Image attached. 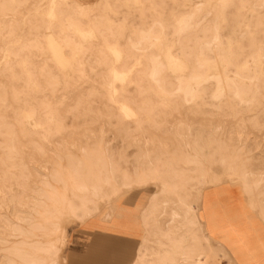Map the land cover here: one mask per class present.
<instances>
[{
    "label": "rangeland",
    "instance_id": "rangeland-1",
    "mask_svg": "<svg viewBox=\"0 0 264 264\" xmlns=\"http://www.w3.org/2000/svg\"><path fill=\"white\" fill-rule=\"evenodd\" d=\"M221 183L264 220V0H0V264H65L144 192L132 264H233L196 213Z\"/></svg>",
    "mask_w": 264,
    "mask_h": 264
},
{
    "label": "crops",
    "instance_id": "crops-1",
    "mask_svg": "<svg viewBox=\"0 0 264 264\" xmlns=\"http://www.w3.org/2000/svg\"><path fill=\"white\" fill-rule=\"evenodd\" d=\"M148 204L144 192L98 208L70 231L65 264H132L148 232L142 219ZM196 213L202 234L233 264H264V220L240 186L204 188Z\"/></svg>",
    "mask_w": 264,
    "mask_h": 264
},
{
    "label": "bare ground",
    "instance_id": "bare-ground-1",
    "mask_svg": "<svg viewBox=\"0 0 264 264\" xmlns=\"http://www.w3.org/2000/svg\"><path fill=\"white\" fill-rule=\"evenodd\" d=\"M50 16H52V14H50ZM52 17H54V16H52ZM170 65H173V64L170 63ZM179 67H178V71H180L179 69H181ZM152 198H154V197H152ZM184 231L187 233V230H184ZM204 238H206V237L204 236ZM177 253H180V256H182V260H183L182 262H184V263H186L187 260H192L191 264H202L204 262V260H205V255H204V253L201 250L197 251V250H194L193 248L182 247L179 244L176 245L175 247H173V251L165 252V253H163L161 255L158 254V253H155L154 256L156 257V262L158 264H178L176 262V260H175V254H177Z\"/></svg>",
    "mask_w": 264,
    "mask_h": 264
}]
</instances>
